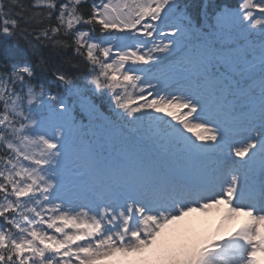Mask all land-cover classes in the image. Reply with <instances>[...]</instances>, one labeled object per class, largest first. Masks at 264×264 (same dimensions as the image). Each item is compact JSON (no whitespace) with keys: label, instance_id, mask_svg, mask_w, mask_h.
Here are the masks:
<instances>
[{"label":"snow or ice","instance_id":"1","mask_svg":"<svg viewBox=\"0 0 264 264\" xmlns=\"http://www.w3.org/2000/svg\"><path fill=\"white\" fill-rule=\"evenodd\" d=\"M211 19L194 24L180 0H0V36L13 37L21 21L45 24L31 33L35 40L86 59L91 83L111 94L118 117L150 121L162 143L217 157L189 181L134 147L113 157L86 147L72 164L88 203L69 206L62 171L70 130L58 122L69 106L33 85L30 63H11L0 71V264H99L158 245L165 264H264L257 259L264 179L258 186L249 179L258 158L264 176V0H239L235 11ZM225 33L241 39L223 45ZM31 49L39 54L37 44ZM178 51L194 84L161 95L151 68ZM55 76L70 90V77ZM205 93L224 105L244 101L247 135L227 143ZM225 147L227 159L239 158L232 166L220 162ZM220 204L228 206L226 219L243 214L248 223L179 249L161 243L169 225Z\"/></svg>","mask_w":264,"mask_h":264},{"label":"rangeland","instance_id":"2","mask_svg":"<svg viewBox=\"0 0 264 264\" xmlns=\"http://www.w3.org/2000/svg\"><path fill=\"white\" fill-rule=\"evenodd\" d=\"M184 56H185L184 52L178 51L174 56H172L171 58L165 61L166 63H170L172 65L171 70L175 74H179V73L182 74L186 72V71L180 70ZM190 80L193 81L192 79ZM153 95H156V94L154 93ZM207 95L208 94L205 93L204 97H205V102L208 104L210 108V111L217 110L218 112L217 116H214L212 118L217 124H219L220 122L227 123L228 116L226 113V108L228 110V107H231V108L234 107L235 105H237L238 101H240V105H244V101L235 100L233 98H230L231 103L226 105V108L224 105L221 104L220 100H218V105L215 106L216 100L211 98L213 96H210L208 98ZM161 115H164V114H161ZM69 120H70L69 116L65 114V116L62 119H60L58 122L63 123L65 127L68 128L67 125L69 124L68 123ZM135 127L137 129L141 128L142 123L135 122ZM225 139L227 143H231L233 140H235L233 138V135H228V134H225ZM67 142H68V138H67ZM134 148H136L141 154L145 152L143 155L145 154L148 155L150 153V150L146 149L144 144L140 142H138ZM124 150H126L124 147L119 148V151L121 153ZM224 150L228 151L227 147H225ZM81 154H83V151L82 152H72L70 148L68 147L67 152H66V157H65L67 166L62 171V179H63L64 186L70 183L74 178H79L78 172L74 170L72 162L75 161L76 158L80 156ZM195 156L197 157L196 161H192L193 164L191 165V167L184 168L183 165L180 164L182 166H180L176 170H173L178 173L180 179L189 178L192 181L195 180L199 173H202L205 170L212 168V161L217 159V157H214V156H197V155ZM168 161H169V158L167 159L164 158L162 162L160 163L164 164V163H168ZM156 162L159 163L158 161ZM256 165H257V162H255V164L252 166L253 170L256 168L255 167ZM167 167L170 168V166L168 165ZM74 190L80 196L81 201L79 197L76 195V192L65 190V193L67 194V198L71 201V205L69 206L78 205L80 203H88V201L84 198L85 184L78 185ZM227 208H228L227 205L220 204V205H217L209 209L206 212L197 210L193 213H190L189 215L184 217L183 220L177 222L176 224L168 226V228L165 230V235L162 238L161 243L168 248H171V247L178 248V247L187 245L188 243L191 244L193 240L199 241L201 240V238L206 239V238L214 237L217 235L223 236V237L231 236L234 232H236L237 230L245 226L248 223L249 218L243 214H237L231 220H228L226 219ZM262 230H264V227H262ZM196 236L198 237L196 238ZM163 252H164V249L160 245H158L156 249L146 250L143 254H139V255L130 254V255L124 256V255L117 254L116 256L109 257L105 260L100 261L99 264H128V263L129 264H165ZM158 253L160 254L158 255ZM146 255H147L146 257L147 261H145L144 263H136V260ZM257 259L264 262V253H257Z\"/></svg>","mask_w":264,"mask_h":264},{"label":"trees","instance_id":"3","mask_svg":"<svg viewBox=\"0 0 264 264\" xmlns=\"http://www.w3.org/2000/svg\"><path fill=\"white\" fill-rule=\"evenodd\" d=\"M232 1L213 0V5L217 7L222 2L229 5ZM22 2L30 6L32 0H22ZM183 2L186 3V9L192 18L198 20L199 17L194 16L198 15L201 8L200 0H183ZM44 26L45 24L24 23L21 21L13 37L4 38L0 36V71H3L14 62H28L34 67L33 85L58 93L63 88V84L57 81L55 76V73L59 70L70 77L73 84L76 85L77 91L88 97L89 101L99 107L100 111L111 113L106 93L97 90L95 85L91 83V76L89 75L91 66L86 59L77 56L72 48H53L51 45L39 44L35 40L31 33ZM31 44H37L40 49L39 54H33Z\"/></svg>","mask_w":264,"mask_h":264},{"label":"bare ground","instance_id":"4","mask_svg":"<svg viewBox=\"0 0 264 264\" xmlns=\"http://www.w3.org/2000/svg\"><path fill=\"white\" fill-rule=\"evenodd\" d=\"M153 71V68H151V72Z\"/></svg>","mask_w":264,"mask_h":264}]
</instances>
